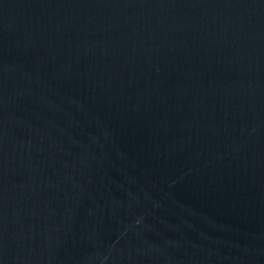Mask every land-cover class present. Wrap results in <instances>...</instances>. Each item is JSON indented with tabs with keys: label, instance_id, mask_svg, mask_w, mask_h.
<instances>
[{
	"label": "water",
	"instance_id": "95a60500",
	"mask_svg": "<svg viewBox=\"0 0 264 264\" xmlns=\"http://www.w3.org/2000/svg\"><path fill=\"white\" fill-rule=\"evenodd\" d=\"M0 264H264V0H0Z\"/></svg>",
	"mask_w": 264,
	"mask_h": 264
}]
</instances>
